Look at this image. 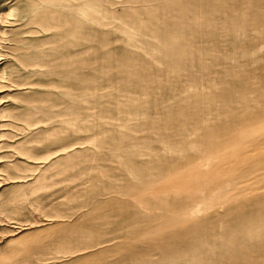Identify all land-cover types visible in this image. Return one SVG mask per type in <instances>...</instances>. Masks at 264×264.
<instances>
[{"label":"rangeland","instance_id":"rangeland-1","mask_svg":"<svg viewBox=\"0 0 264 264\" xmlns=\"http://www.w3.org/2000/svg\"><path fill=\"white\" fill-rule=\"evenodd\" d=\"M0 264H264V0H0Z\"/></svg>","mask_w":264,"mask_h":264},{"label":"bare ground","instance_id":"bare-ground-1","mask_svg":"<svg viewBox=\"0 0 264 264\" xmlns=\"http://www.w3.org/2000/svg\"><path fill=\"white\" fill-rule=\"evenodd\" d=\"M198 209H194L192 213H195Z\"/></svg>","mask_w":264,"mask_h":264}]
</instances>
